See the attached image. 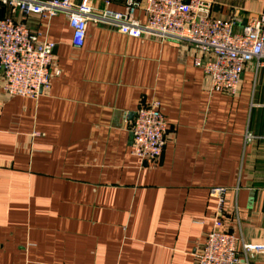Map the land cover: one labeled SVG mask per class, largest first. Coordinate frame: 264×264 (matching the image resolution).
Returning <instances> with one entry per match:
<instances>
[{
  "label": "crops",
  "instance_id": "crops-1",
  "mask_svg": "<svg viewBox=\"0 0 264 264\" xmlns=\"http://www.w3.org/2000/svg\"><path fill=\"white\" fill-rule=\"evenodd\" d=\"M206 1L237 33L264 14V0ZM0 19L55 44L59 73L38 99L7 95L0 76V264H196L219 199L239 264H264V69L248 64L226 96L210 92L187 44L89 23L75 49L64 15L0 4ZM154 102L169 128L158 163L131 153L135 112Z\"/></svg>",
  "mask_w": 264,
  "mask_h": 264
},
{
  "label": "built area",
  "instance_id": "built-area-1",
  "mask_svg": "<svg viewBox=\"0 0 264 264\" xmlns=\"http://www.w3.org/2000/svg\"><path fill=\"white\" fill-rule=\"evenodd\" d=\"M0 0V4L23 15L44 19L64 15L72 30L75 49L84 46L89 23L116 28L130 38L155 39L160 42L187 44L198 56L195 66L210 81V92L235 96L248 64L264 69V14L249 18L241 33L232 22L212 17V3L206 0H126L125 10L116 12L97 9L91 0ZM141 11L145 22L137 19ZM55 44L41 41L25 25L0 19V76L9 96L38 99L50 88L54 75ZM169 128L161 105L154 102L140 107L133 118L131 135L133 156L143 162L158 163L163 155ZM254 136L248 133L247 141ZM226 189L211 190L219 197ZM218 214L196 256V264H239L238 240L228 232L221 219L223 201ZM247 253L259 246L244 245Z\"/></svg>",
  "mask_w": 264,
  "mask_h": 264
}]
</instances>
